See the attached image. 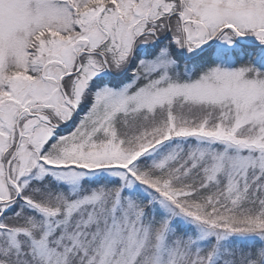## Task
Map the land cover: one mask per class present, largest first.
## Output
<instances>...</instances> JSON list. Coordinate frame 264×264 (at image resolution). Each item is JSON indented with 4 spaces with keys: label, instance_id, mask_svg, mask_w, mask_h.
<instances>
[{
    "label": "snow or ice",
    "instance_id": "obj_1",
    "mask_svg": "<svg viewBox=\"0 0 264 264\" xmlns=\"http://www.w3.org/2000/svg\"><path fill=\"white\" fill-rule=\"evenodd\" d=\"M0 264H264V0H0Z\"/></svg>",
    "mask_w": 264,
    "mask_h": 264
}]
</instances>
